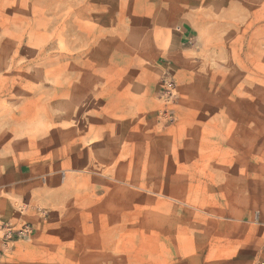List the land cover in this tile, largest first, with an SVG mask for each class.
<instances>
[{"label": "rangeland", "instance_id": "374dc122", "mask_svg": "<svg viewBox=\"0 0 264 264\" xmlns=\"http://www.w3.org/2000/svg\"><path fill=\"white\" fill-rule=\"evenodd\" d=\"M147 35L148 60H113ZM139 66L154 98L113 105V68ZM0 115L61 184L39 213L59 231L21 241L25 256L66 243L110 264L258 263L264 0H0Z\"/></svg>", "mask_w": 264, "mask_h": 264}, {"label": "crops", "instance_id": "0c3cea01", "mask_svg": "<svg viewBox=\"0 0 264 264\" xmlns=\"http://www.w3.org/2000/svg\"><path fill=\"white\" fill-rule=\"evenodd\" d=\"M148 35L141 42L145 47H137L138 51L129 49L125 42H122V50H113V60H124L123 64L128 59L138 60V63L140 60H148ZM127 68H113V105L126 106L130 102L142 103L153 99L150 88L143 84L141 67L132 73L137 74V77H132ZM22 148V143L16 136H7L5 117L0 115V226L31 224L38 229L33 238L42 241L43 237H52L59 231L45 230L47 226L39 213L53 205L54 188L60 189L61 184L58 180L54 181L49 174L54 169L52 164H34L30 159L23 160ZM19 243H16L10 254L5 257L4 264H110L103 262L101 246L92 248L86 244L46 243L37 249L45 256L36 260L33 256H25L22 248L26 247L19 249ZM151 260L168 262L162 258Z\"/></svg>", "mask_w": 264, "mask_h": 264}, {"label": "built area", "instance_id": "2783aa9c", "mask_svg": "<svg viewBox=\"0 0 264 264\" xmlns=\"http://www.w3.org/2000/svg\"><path fill=\"white\" fill-rule=\"evenodd\" d=\"M167 88L168 91H171L172 84H168ZM35 231L31 224H23L16 227L9 225L0 226V264H4L5 257L10 254L16 243L31 239ZM258 264H264V249Z\"/></svg>", "mask_w": 264, "mask_h": 264}]
</instances>
